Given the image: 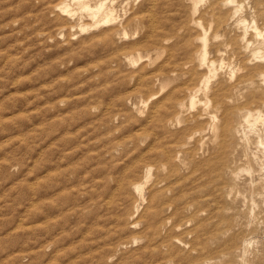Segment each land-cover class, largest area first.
I'll use <instances>...</instances> for the list:
<instances>
[{"label":"rangeland","instance_id":"rangeland-1","mask_svg":"<svg viewBox=\"0 0 264 264\" xmlns=\"http://www.w3.org/2000/svg\"><path fill=\"white\" fill-rule=\"evenodd\" d=\"M126 1L118 2L119 29L129 39L114 37L105 45L103 37L90 39L98 31L60 34L64 24L54 0H0V264H264V253L237 254L241 237L231 242L222 234L228 223L219 231L212 222L190 219L184 208L195 196L186 198L184 190L203 181L180 167L169 183L156 184L165 173V146L182 147L207 121L181 130L172 110L165 120L173 126L159 123L157 103L165 100L160 83L174 74L163 63L169 48L148 42L154 22L149 9L156 0H129L124 12ZM181 2L174 1L177 9L188 12L190 4L183 8ZM131 17L134 23L127 25ZM137 21L144 27L136 29ZM180 41H169L179 56ZM139 53L143 59L129 63L126 57ZM202 73L186 76L189 84L195 86ZM153 94L156 99L141 103ZM200 113L198 108L183 116L191 120ZM148 163L154 182L137 214L138 197L119 185L144 182L138 167ZM50 164L54 179L46 171ZM221 183L197 194L202 217L242 209L222 196L227 184ZM155 198L163 205L154 220L159 234L151 241L145 229L156 213ZM133 222L139 225L133 228Z\"/></svg>","mask_w":264,"mask_h":264},{"label":"bare ground","instance_id":"bare-ground-1","mask_svg":"<svg viewBox=\"0 0 264 264\" xmlns=\"http://www.w3.org/2000/svg\"><path fill=\"white\" fill-rule=\"evenodd\" d=\"M54 1L57 2L53 7L54 11L64 24L60 32L62 35L67 29L80 33L95 31L99 34L90 39L103 37L105 45H110L114 37L123 36L127 39L129 36L125 29L123 31L119 29L123 24L118 11L119 0ZM174 1L156 0L149 9L154 22L148 26L152 29L148 42L154 46L159 44L162 47L167 46L166 49L169 48V57L163 63L174 69V74L163 77L160 83L159 92L165 93V100L164 103H157L160 105L159 109L161 108L157 113L163 115L159 118V123L171 128L174 123L166 122L165 118L169 112L172 114L174 111L178 116L175 117L177 122L175 118L173 121L180 129L187 124L200 125L204 120L207 121V126L187 137L180 148L165 146L163 155L166 166H161L163 170L160 168L165 172L163 173L165 176L159 178L156 184L169 183L180 171L182 172L183 169L180 167L187 170L185 172L188 176L195 177V181H203L200 186L184 190L186 198L189 195L195 196L194 201L187 203L184 208L190 219L201 224L212 222L219 231L222 225L228 223L229 228L222 234L229 237L231 242H237L241 237L240 247L237 243L235 245L237 254L243 257L252 255L258 257L260 253H264V2L182 0L180 7L186 6L183 5L185 1L190 4V9L187 8L189 11L185 12L177 9ZM129 5L127 0L122 6L124 12ZM178 18L180 21H177ZM132 23L134 21L131 17L127 25ZM143 24L137 21L136 29L143 28ZM172 39L174 41L181 39L180 42L184 44L179 48L183 52L180 56L176 53L178 50L174 52V44L171 45L169 42ZM115 42L117 43L116 40ZM141 55L139 53L137 59L132 55L126 58L129 63L136 64L143 59ZM121 57L125 58L123 55ZM191 65L192 70L189 68ZM181 67L183 69L188 67L185 69L187 72L182 69L180 74L176 73ZM197 71L203 73L193 87L186 76ZM156 98V94H153L141 103L148 105ZM137 105L134 104V109ZM198 108H201L199 117L193 116L191 120L184 118L185 112L197 111ZM197 136L200 140L198 147L195 148L193 141ZM138 168L143 171L144 182L133 180L134 182L127 183L125 180L119 185L126 187L128 192L138 197L137 214L140 207L147 202V187L154 182L155 176L149 163ZM54 170L53 164L46 170L50 173L48 176H51V179L55 176ZM220 182L227 184L222 196L225 194L226 200L234 198V201L242 205V209L240 212L232 213L230 212L232 208H227L223 213L214 212L208 218L202 217L205 211L197 206L199 198L197 194L209 185L218 186ZM101 187L102 185L99 188ZM58 188L57 182V185L50 187L49 195H54V190ZM218 188L214 190H219ZM154 197L151 195L150 199ZM91 199L93 200L92 197ZM157 200L158 198H155L156 213L149 216L145 229L151 241L159 234L154 220L159 216L162 203H157ZM52 215L53 213L49 217ZM138 225L137 222L131 223L133 228ZM134 242L136 243V240ZM163 245L161 249L165 247Z\"/></svg>","mask_w":264,"mask_h":264}]
</instances>
